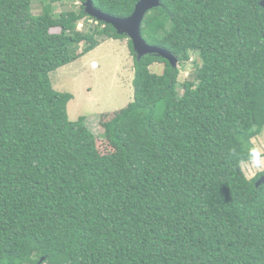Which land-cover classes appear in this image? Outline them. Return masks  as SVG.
<instances>
[{"label":"trees","instance_id":"trees-1","mask_svg":"<svg viewBox=\"0 0 264 264\" xmlns=\"http://www.w3.org/2000/svg\"><path fill=\"white\" fill-rule=\"evenodd\" d=\"M64 1L0 0V264H264V172L240 163L264 134L261 0H161L142 36L176 68ZM92 1L128 18L141 0ZM110 39H128L134 100L101 138L50 74Z\"/></svg>","mask_w":264,"mask_h":264},{"label":"rangeland","instance_id":"rangeland-1","mask_svg":"<svg viewBox=\"0 0 264 264\" xmlns=\"http://www.w3.org/2000/svg\"><path fill=\"white\" fill-rule=\"evenodd\" d=\"M84 6L82 0H66L54 5L60 14L64 10H79ZM42 11L40 3L33 4V13ZM82 28V26H80ZM192 61L187 63L179 76V82H185L193 70ZM164 66L151 67L153 73L161 74ZM134 57L128 45V39L105 40L95 50L78 60L67 64L50 74V81L55 90L72 94L73 99L67 106L69 120L86 119L88 127L97 137H103L100 117L107 113L124 109L134 100ZM161 113L159 111L158 115ZM255 146L264 155V134L254 140ZM249 179L255 178L264 169L257 170L243 165Z\"/></svg>","mask_w":264,"mask_h":264},{"label":"water","instance_id":"water-1","mask_svg":"<svg viewBox=\"0 0 264 264\" xmlns=\"http://www.w3.org/2000/svg\"><path fill=\"white\" fill-rule=\"evenodd\" d=\"M260 6L264 9V0H261ZM158 7H161V0H141L137 3L134 13L130 17L119 18L98 10L92 0H85L84 2L85 13L88 16L113 26L119 35L127 36L132 41L138 60L147 55H157L168 60L176 68L178 59L174 55L163 48L150 46L142 36V26L146 15ZM261 185H264V175L256 183L257 187Z\"/></svg>","mask_w":264,"mask_h":264},{"label":"clouds","instance_id":"clouds-1","mask_svg":"<svg viewBox=\"0 0 264 264\" xmlns=\"http://www.w3.org/2000/svg\"><path fill=\"white\" fill-rule=\"evenodd\" d=\"M248 159L247 161L241 160L240 163L242 165H248L257 170L264 169V155H262L261 151L252 147L248 149Z\"/></svg>","mask_w":264,"mask_h":264}]
</instances>
